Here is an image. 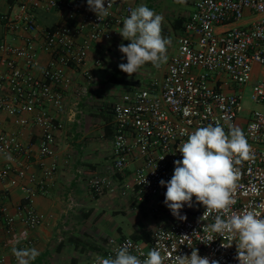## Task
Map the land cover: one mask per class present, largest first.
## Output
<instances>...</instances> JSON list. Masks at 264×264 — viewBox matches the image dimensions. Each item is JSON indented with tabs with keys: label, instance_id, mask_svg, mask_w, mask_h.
<instances>
[{
	"label": "built area",
	"instance_id": "2783aa9c",
	"mask_svg": "<svg viewBox=\"0 0 264 264\" xmlns=\"http://www.w3.org/2000/svg\"><path fill=\"white\" fill-rule=\"evenodd\" d=\"M40 9L56 12V23L41 25ZM133 9L129 0H112L109 15L99 19L87 0H0V155L8 160L0 167L3 247H33L36 239L31 232L45 220L32 199L45 192L58 169L56 133L70 119L65 95L75 85L68 70H78L86 82L76 86L75 96L81 97L93 79L88 63L101 65V53L116 44L123 20ZM174 38L176 49L162 69L144 84L128 85L117 100L99 106L113 120L110 174L90 173L89 190L101 196L119 187L124 194L130 187L135 202L152 197L163 202L167 188L159 181L172 178L174 162L182 160L179 147L197 128L219 121L226 132L229 125L239 127L252 152L250 160L236 166L240 179L232 211L251 207L264 216V0H195ZM92 50L96 54L90 59ZM41 53L47 54L43 65ZM246 91L258 108L243 107ZM3 115L11 127L2 124ZM31 125L40 129L36 151L21 140ZM48 158H52L50 163H46ZM32 161L38 164L40 175L28 173ZM132 161L137 162L132 181L117 186L115 178ZM16 187L25 196L9 212V194ZM193 200L186 220L174 216L153 229L147 240L106 238L102 253L91 264L98 256L114 257L115 250L124 245L141 259L154 247L162 255L170 252L165 264H174L175 255L190 257L194 248L210 264L213 260L239 264L238 240L211 231L209 226L218 213L206 212L205 206ZM16 221L23 225L20 231L15 230Z\"/></svg>",
	"mask_w": 264,
	"mask_h": 264
},
{
	"label": "clouds",
	"instance_id": "9594fccd",
	"mask_svg": "<svg viewBox=\"0 0 264 264\" xmlns=\"http://www.w3.org/2000/svg\"><path fill=\"white\" fill-rule=\"evenodd\" d=\"M176 2L183 4L186 0ZM87 5L101 19L109 15L112 0H108L107 7L105 0H87ZM163 19L162 15L144 4L137 6L124 18L119 33L130 43L118 46L127 59V63L119 64L121 71L131 77L146 63L158 67L166 61L171 40L161 34ZM178 150L182 160L174 162L172 178L167 182L159 181L161 186L166 184L164 203L172 215L186 220L187 217L181 216L180 210L186 204L191 207L195 197L197 202L205 206L206 212L218 213L214 223L209 226L211 231L222 236L227 234L230 240H238L239 264H264V216L251 207L239 213L232 211V205L236 202L234 193L240 179V171L236 166L252 158L251 146L242 130L229 125L226 132L217 121L215 125L199 127L190 133ZM12 252L17 264H31L40 254L34 247H13ZM170 258V252L162 255L161 250L154 247L141 259L129 251V246L124 245L115 250L114 257L98 256L94 264H165V260ZM174 264H210V261L207 257H200L194 248L190 257L175 255ZM211 264L218 262L213 260Z\"/></svg>",
	"mask_w": 264,
	"mask_h": 264
},
{
	"label": "crops",
	"instance_id": "0c3cea01",
	"mask_svg": "<svg viewBox=\"0 0 264 264\" xmlns=\"http://www.w3.org/2000/svg\"><path fill=\"white\" fill-rule=\"evenodd\" d=\"M137 1L129 0V3L134 6ZM189 13L191 12H188L183 19ZM37 18L41 25L50 26L56 23L58 15L52 10L40 9L37 12ZM1 32L2 27L0 26V34ZM95 54L96 52L92 50L90 59ZM39 60L42 65L45 64L47 54L41 53ZM87 66L91 69L93 79L87 85V90L81 97L75 96L76 86L85 85L86 82L78 70H68L75 83L65 95L66 106L71 115L69 120L64 121V127L56 133L54 158L58 163V169L47 181L45 192L34 195L32 199V205L45 215V220L42 225L31 232V235L36 239L33 247L40 253L31 264H86L83 254L85 248L80 246L79 242H76L74 246V253L69 254L67 258L62 256L65 248L64 241L66 239L74 240L73 235L70 234L71 231H81L87 234V227L84 225L82 218L89 216L93 209L92 207L85 209L86 203L92 202L88 201L89 198L95 201L94 204L98 205L107 200V197L110 199L116 198L114 195L109 196V194L94 195L87 184L88 177L92 172L110 174L113 122L111 114L100 111L99 107L93 102L99 89L100 80L96 78V73H94L97 67L92 66L91 62ZM86 109H88L87 114L84 112ZM29 116H32V114ZM98 116L103 120H100ZM1 122L5 127L12 126L4 115ZM21 140L25 146L36 151L40 142V129L34 125L29 126L21 135ZM51 160L52 158H48L46 163H50ZM7 161L5 156L0 155V167L6 165ZM136 163L135 161L130 162L123 173L117 175L115 178L117 186H122L128 176L133 177ZM27 169L28 173L40 175L38 164L34 161L29 164ZM24 196L25 193L19 187L10 191L8 198L9 212H13L14 205L23 201ZM129 201L134 203V197H130ZM159 202L163 204V202ZM170 217L172 219L174 216ZM167 221L170 220L167 219ZM22 227V223L16 221L15 230L20 231ZM117 230L121 231V227L118 226ZM151 231H133L128 236L132 237L135 234L150 233ZM120 236L126 235L121 234ZM4 238L3 221L0 218V257L4 255V261L0 264H17V260H13L12 248H5L2 245ZM93 248L95 249V247ZM77 251H80L81 254Z\"/></svg>",
	"mask_w": 264,
	"mask_h": 264
},
{
	"label": "rangeland",
	"instance_id": "374dc122",
	"mask_svg": "<svg viewBox=\"0 0 264 264\" xmlns=\"http://www.w3.org/2000/svg\"><path fill=\"white\" fill-rule=\"evenodd\" d=\"M195 0H186L185 3H177L176 0H138L134 4V9L141 5H147L155 13L163 16L162 22V36L169 38L171 44L167 47V57L171 52L176 49L175 36L180 30H175L172 21L175 18H183L188 12L193 11V2ZM190 14V13H189ZM123 43L127 46L130 41L125 40L122 36L116 40V44L101 53V65L97 66L94 73L99 81V89L94 97V104L96 106L107 105L110 102L117 100L123 92L129 88L128 85L116 82L118 79L125 80H139L142 84L148 80L151 76L155 75L158 69H162L165 62H161L158 67L153 66L151 63H146L142 66L138 72L131 77L120 70L118 67L121 63H127V59L123 53L119 51V45ZM116 77V81L112 79ZM243 107L248 109H256L258 106L251 102L248 98V91L244 94L242 100ZM87 110L84 111L87 114ZM98 110V108H97ZM100 120H103L98 116ZM133 172V171H132ZM133 177L128 176L125 179V184L130 183ZM106 194L114 195L116 198H109L102 204H94V200L91 198L85 205V209L93 208L91 214L82 218L84 225L87 227V234L81 231H71L74 240L66 239L64 242L65 248L62 256L67 258L69 254L74 253V246L76 242L80 243L84 249V261L86 264H91L96 254H99L104 249L106 238H116L121 234L130 235L131 232L137 231H150L155 229L160 224H167V219L171 220L170 216H173L170 209H166L163 204H160V200L157 197H152L146 201L134 202L129 201L130 197H134L130 187L125 188V193L121 194V188H116L113 192ZM104 195V194H103ZM105 197V196H104ZM192 205L194 200L192 199ZM186 204L181 210V216H186L187 208ZM170 210V211H169ZM168 211V213H167ZM121 227V231L117 230V227ZM68 237V235H66ZM95 247V249L93 247ZM101 248V249H100ZM100 249V250H99ZM80 253V251H77ZM79 254V255H80Z\"/></svg>",
	"mask_w": 264,
	"mask_h": 264
},
{
	"label": "trees",
	"instance_id": "16d2710c",
	"mask_svg": "<svg viewBox=\"0 0 264 264\" xmlns=\"http://www.w3.org/2000/svg\"><path fill=\"white\" fill-rule=\"evenodd\" d=\"M183 20H184L183 18L178 17V18H175L172 21V25H173V27H174L175 30H180L181 24H182V21ZM112 79L115 80V81L117 80L116 77H112ZM116 82H120V83H123V84H126V85H136V84H139L140 81L138 79L137 80H134V81H132V80H125V79H118V81H116ZM162 201H163V206L166 209H169L165 205V203H164L165 198H163ZM149 236H150V233L149 232H146V233H143V234H139V235L138 234L132 235V237L135 238V239H146V240L149 238Z\"/></svg>",
	"mask_w": 264,
	"mask_h": 264
}]
</instances>
